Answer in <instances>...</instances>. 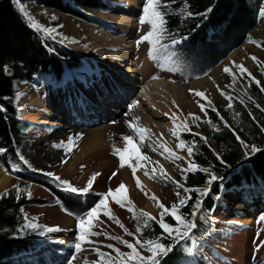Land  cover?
<instances>
[{
  "label": "rangeland",
  "instance_id": "374dc122",
  "mask_svg": "<svg viewBox=\"0 0 264 264\" xmlns=\"http://www.w3.org/2000/svg\"><path fill=\"white\" fill-rule=\"evenodd\" d=\"M107 1L109 7L106 11L92 13L98 18L97 23L74 19L67 14H63L53 9L43 8L33 4L27 5V14L37 23L35 29L39 30L42 34L46 33L41 29V25L54 29V31L46 35L58 36L61 38L63 41V47L83 58L87 64V68L84 71L77 73V78L69 73L65 74L66 76L63 77L64 80L62 79L59 84L50 82L48 78H45L41 82L35 81L34 83L27 82L17 85L19 93H22L18 101L21 118L32 124V127H30L28 131V143L26 144L22 155L35 169L41 172L39 176L42 177L43 175L44 178L48 177L51 181L54 180L59 184H61L62 180H67L76 187H83L92 173H100V175L94 179L91 187V190L97 193L107 191L108 189L106 184H98V179L103 177L104 172L108 174L107 176L109 177V174H112L113 171L123 170L122 168H124V170L126 169V171L131 173L132 176L131 188L133 193H130L128 187L125 186L127 195L133 202L135 208L137 210L143 209L144 211L151 213L152 216L159 218L160 209L152 199L153 194L166 206H171L174 201L179 199V197L175 195L177 192H179L181 196L185 195L183 189L178 188L173 181H179L183 184L182 168L187 167V161L184 159L187 157V153L185 149H176L177 139L172 135L169 128H164L163 131L165 135L162 134L163 136L158 134L155 135L156 137H153L147 132L145 139L142 142L138 141V145L140 151L146 153L147 156L151 158V161L155 162L158 159L161 160V162L168 168L170 174L173 175L174 179H171L167 175L162 176L159 172V166H156L155 178L146 175V170L151 172L153 167L151 163H148L147 169L141 167L136 171V177H138L142 183L141 189L136 185V180L133 177L131 168L127 165L121 167L118 157L113 152V145L121 148L124 146L121 134L132 135L135 138V133L126 123L130 118L129 114L133 117H138L139 119L138 121H135V123L144 127L141 116L137 110L133 109L134 106L129 110V114L127 111V115H125V111L120 114L111 112L108 113V116L101 115L99 119H95L98 112L100 114L103 113L102 110L107 111L111 108H118L115 103H118L119 100L115 99V96L113 95L110 101L104 104V109L99 111L96 110L98 112H95L94 115L93 112L86 116L85 112L75 115L78 114V108L60 110L62 112H68L64 117L66 120H63L64 122H59L61 126L37 124L29 120L33 114L39 113L42 115V112H44L43 115L45 117L52 118V115L47 111V107H42V103L48 97H53L55 99L58 98V94H56V96L48 95L51 92L59 93L57 91L61 90L62 93L60 95L65 103L66 100L78 95L80 86L86 91L92 89L95 77L97 76L96 71L82 53L70 49V46L89 49L94 52L98 60L104 57H109V55L114 53H122V41L118 38L126 36V31L120 25V19L118 16H127L126 13L128 11L130 0ZM142 1L144 3V0ZM250 1L257 6L258 12H260L261 7L259 0ZM261 1L264 2V0ZM117 6L120 7L117 8ZM141 14L142 7L141 11L137 12L134 16L135 21H137V26L136 32L133 34V45L136 61L138 60L137 62H140V64L138 63L139 65H141V62L144 65H142V70L138 74L139 87L133 88V92L126 95L124 99V104L126 106H124L128 107L129 104H132L138 97L141 89L146 87L148 80L155 76L184 87L187 103L176 102V106L174 105L172 107V111L177 112L180 118L186 117L189 112L203 117L204 114L201 112L197 101L204 103L205 106L208 105L204 98L195 96L193 92L189 91V89H196L205 92L207 99L212 102V107H214L220 115L225 118L226 116L223 113V108L228 102L225 96L221 94V90L226 93L228 92L231 75L224 72L223 68L228 66L231 71L235 73L236 77L243 79L242 75L236 68V64H243L253 76H256L260 70V65L252 59V56L257 57L259 61L264 62V50L260 49L256 44L257 40L264 39V23L259 20L250 32L251 39L245 41L241 46L233 50L208 74L197 78L183 79L176 71H169L167 67H158V64L166 62L167 57L164 53V49L157 54L158 59L153 60L147 55V42H141L139 46L136 45L135 41L137 38L149 28V25L146 23L143 25L140 24L139 16ZM167 61L170 64L168 59ZM84 81L86 82V85L84 84ZM138 104L140 107H144L141 102H138ZM90 109L94 110L95 108L88 106L82 110L89 112ZM70 113H74V116H69ZM70 118L73 119L71 120ZM168 120L173 127L170 118L162 120V122ZM70 133L83 134L75 141L76 147L73 148L71 152L65 154L63 148L53 147V142H59L62 139L66 140ZM161 144H166L168 147L175 150L181 159L174 158L169 160L166 158L167 153L160 155V153L163 152V147H160ZM154 148L157 150L153 151ZM103 162H105L106 165H103ZM132 162L134 163L135 161L132 160ZM0 170H3L5 174L10 177L9 184L6 187H0V192L11 187L13 184H18L22 188L24 187L25 183L19 178V176L26 175L25 171L17 170L16 168L13 169L12 167L10 171H8L1 167V165ZM49 172L54 173V175L49 176ZM28 176L31 177L33 175L29 174ZM56 177H59L60 179L58 180ZM146 180L154 187L152 193H150L145 187L144 181ZM28 187L32 195L30 197L26 196V199H46L50 201V203L43 205L28 203L22 206L24 211L29 216H36L40 224L58 225L60 230L56 233H47L44 237L39 236L40 245L29 250L27 253H23V257L29 259V257L33 258L37 254H42V246L48 250H53L62 247L68 242L72 245L75 238L76 219L60 209L59 204L55 201V197L49 193L46 188L37 183H31ZM251 187L245 188L244 193L242 192L243 190L235 189L226 192L222 196V204L217 206L212 213L205 215L207 220L212 222L213 229L210 233L211 237H207L198 248L196 260L210 257L215 264H261V261L264 260V246L257 249L256 245L259 241L264 240V221L258 219L261 213H264V186L259 188ZM62 188L64 187L62 186ZM129 195H131V197ZM109 205L113 213L130 230V232H135L132 221L133 214L128 211L127 207H121L115 204L111 198H109ZM145 205H148V208H146ZM247 213L252 214L249 215ZM101 218L102 224L98 229L99 231L102 233L107 231L111 235H119L124 239L134 241L135 238L125 234L114 221L108 220V218L103 217L102 214ZM91 240L102 241L103 243L98 245H89L85 243L82 246V251L77 253L75 264H84L85 258H87L88 261L97 259L95 252L92 250L95 246L101 247V249L106 252H111L112 250L106 247L107 244L111 243L116 244L121 250L127 251L125 245L104 235H93ZM73 251L74 248H72V252ZM70 256L71 253L69 257Z\"/></svg>",
  "mask_w": 264,
  "mask_h": 264
},
{
  "label": "trees",
  "instance_id": "16d2710c",
  "mask_svg": "<svg viewBox=\"0 0 264 264\" xmlns=\"http://www.w3.org/2000/svg\"><path fill=\"white\" fill-rule=\"evenodd\" d=\"M28 4L53 9L90 23L98 22V18L92 13L106 11L109 4L107 0H19L18 3L15 0H0V105H3V110L0 111V147L5 149L4 152H0V165L10 171L15 164L17 170L26 173L19 176L25 183L24 187L31 183L43 186L55 197L63 211L67 209L66 213L76 217L87 207L94 205L99 198L97 192L91 190L86 195L72 194L65 191L58 182L51 181L48 177L44 178L43 175L39 176L41 172L33 166L29 168L19 160V155H22L28 143V131L32 124L20 117L21 111L18 108L20 96L17 98L14 94L19 92L17 85L21 83L41 82L48 78L50 82L59 84L67 73L77 78V73L84 71L87 64L79 55L66 50L61 38L47 36L30 26L31 23L25 15ZM259 4L261 8L264 7L261 0ZM209 7L211 11L204 15ZM166 11L167 28L172 35L181 39L178 46L169 45L164 49V53L170 63L179 61L180 70L176 72L183 79L208 74L233 50L251 39L250 32L259 20L264 23V16L260 15L257 6L250 0H168ZM188 11L200 15L188 16L186 15ZM185 35L187 38L183 39ZM256 44L264 50V39L257 40ZM255 77L264 85V70L261 67ZM242 78L236 77V83L233 85L231 76L228 86L227 93L232 94L233 106L231 109L226 106L223 108L226 116L223 117V121H227L230 127H225L217 110L213 111L212 106L206 105L204 116L206 113L220 130H214L203 119L197 122L199 126L192 124L189 117L191 131L181 133V139L187 142L193 139L197 141V151L193 153L191 159L201 168L211 166V170H214L217 176L225 179L223 184L217 180L208 185L210 192L202 198L199 215L196 217L189 215V218L197 223V228L193 231L198 241L196 252L182 253V246L177 247L162 260V264H187L189 260L197 259L198 248L207 237H211L213 229L212 222L207 220L205 215L212 213L222 204L221 199L226 192L235 189L243 190L244 193L245 188L251 186L259 188L264 185V150L244 159V150L235 138L238 134L249 144L254 143L258 148L264 149V132L260 131V125L264 124V112L257 109L243 95L247 90V94L257 103L264 105V93L259 91L256 83L251 81L247 74H243ZM237 97H243L245 105H241ZM249 111L253 113L255 119L248 115ZM236 112L241 115L235 117ZM233 129L236 130L235 134ZM195 133H202L207 137V144H204L199 136H195ZM213 150L221 155L224 164L215 158ZM29 174L33 176L30 177ZM185 175L186 180L182 176L184 185L206 186L207 178L203 171H189ZM7 189L10 190L9 194L0 196V264H66L72 253L69 242L58 249L37 254L30 259L20 256L37 247L40 244V237L31 232L24 236H12V231L23 222L19 209L28 203L43 205L50 201L26 199V196L16 199L11 187ZM192 195L193 200L184 205L181 212L191 213L196 194ZM165 220L168 223H175L170 216H165ZM132 221L134 228L138 222L143 223L134 218ZM161 232L159 225L155 221H150L149 225L143 228L141 239L154 238ZM164 242H170L166 234ZM141 250L145 255L148 254L146 249ZM182 257L185 259L182 260Z\"/></svg>",
  "mask_w": 264,
  "mask_h": 264
},
{
  "label": "snow or ice",
  "instance_id": "6c2138e0",
  "mask_svg": "<svg viewBox=\"0 0 264 264\" xmlns=\"http://www.w3.org/2000/svg\"><path fill=\"white\" fill-rule=\"evenodd\" d=\"M15 2L18 3L19 0H15ZM167 7L168 0H144L142 6V14L139 16L140 24L143 25L146 23L149 25V28L146 32H144L137 38L135 43L137 46H139L141 42H147V55L150 59L153 60L158 59L157 54L162 49L168 48L169 45L178 46L180 44L181 38H177L172 35L169 29L167 28ZM21 11H23V9H21ZM208 11H211V7H209L203 14L206 15ZM25 15L26 18L31 21L30 26L37 27L36 21L31 16H27V14ZM186 15L192 16L200 14H195L191 11H188ZM260 15L264 16V7L260 9ZM40 27L46 34L54 31V29L50 27H44L42 25ZM186 38L187 36L185 35L183 39ZM164 41H166V43H162ZM252 59L256 61L258 65H260L262 70H264V62L259 61L258 58L255 56H252ZM158 67H167L168 70L172 72L180 70L179 61H171V63L169 64L167 59L165 63L158 64ZM236 68L241 75L246 73L247 76L251 79V81H254L256 83L257 87L259 88V91L264 93V85H262L261 82L257 80L256 77L253 76L252 73L243 64H236ZM223 71L229 73V75L233 77L232 84L234 85L236 83L235 73H233L228 66H225L223 68ZM153 78L157 77L154 76ZM189 91L193 92L194 95L197 97L204 98L208 106H212V102L207 99L205 92L196 89H189ZM221 94L225 96V98L229 101L226 107L231 109L233 106L232 94L223 92L222 90ZM14 95L18 98L22 95V93L17 92ZM243 95L246 96L247 100L251 101L257 109H260L261 112H264V105L257 103L252 96L247 94V90L244 91ZM237 98L239 99V103L241 105H245V99L243 97ZM136 103H138V101H133L132 104L128 105V109L131 110ZM172 103L173 105H175L174 100ZM197 103L199 104L201 112H205V104L200 101H197ZM2 110L3 105H0V111ZM213 111H216L214 107ZM125 115H127V113H125ZM164 115L170 116V119L172 121L173 127L170 129V131L172 135L177 139L176 149H185L188 154V156L184 158L187 161V167L182 168V176H184L186 180V172H195L197 170L203 171L206 174L207 178L206 186H186L184 184H181L179 181H173L178 188L183 189L185 195L181 196L180 193L177 192L175 195H177L179 199L174 201L171 206H166L159 200V198H157L153 194L152 199L156 202L157 207L160 209L159 219L152 216L151 213H148L143 209L137 210L135 208L133 202L131 201V199H129L127 195L126 186L122 181L115 188L109 187L107 191L96 193L99 198L95 201L94 205L91 207H87L82 214H77L75 217V238L74 242L71 245V247L74 248V251L71 253V256L66 260V264H75L77 253H80L82 251V246L85 243L89 245H98L100 243H103L102 241L91 240V237L93 235H104L112 240L119 241L121 244L126 246L127 251H123L120 247H117L116 244L111 243L106 245L108 249L112 250L111 252H106L102 250L101 247L95 246L92 250L95 252L97 259L93 261H88L87 258H85L84 264H162V260L166 258L167 255H169L177 247L182 246V253L193 254L196 252V246L198 244V241L196 236L193 234V231L197 228V225L194 222V219L189 218V215L191 217H196L199 215V211L201 209L202 204V198L208 195L210 192V188L208 187V185H212L213 182L217 180L221 181V184H223L225 178L217 176L215 171L211 170V166L201 168L200 165H198L194 160L191 159L193 153L197 151V141L193 139L191 142H187L181 139V133L191 131L188 124L189 117L191 118V123L196 124L197 126H199L197 122L203 119L214 130L219 131L220 129L217 124L213 123L210 117H207L206 113L204 117H201L195 113L189 112L184 118H180L177 112H172L171 114L164 113ZM217 115H219L218 112ZM240 115L241 114L239 112L235 113V117H239ZM248 115L252 116L253 119H255L251 111L248 112ZM138 119V117H133L131 120L126 121L128 127L132 129L135 133V138L132 135L121 134L122 139L124 141V146L123 148H121L113 145V152L118 157L119 164L121 167L127 165L129 168H131L133 177L136 180L137 187L142 189V183L139 178L136 177V171L138 168L145 167L147 169V164L151 163L153 165L151 172H148L146 170L145 174L150 175L152 178H155L156 176V166H159V172L162 176L166 175V172L163 166L159 165V161H151V158L148 157L146 153L140 151L138 141L142 142L145 139L146 133L150 130L140 126L138 123H135V121H138ZM220 119L221 121H223V117H220ZM223 123L225 127H230L227 124V121H223ZM260 131L264 132V124L260 125ZM233 132L235 134L236 130L233 129ZM82 135V133H70L66 140L62 139L59 142H53V147L63 148L65 154H67L71 152L73 148L76 147L75 141ZM194 135L199 136L201 141H203L204 144H207V137L203 136L202 133H195ZM235 138L239 142L241 148L244 150V159H248L257 152L264 150L258 148L254 143L249 144L238 134L235 135ZM160 147H163V152H161L160 155H164L165 153H167L166 158L169 160H172L174 158L181 159L177 152L172 148L168 147L166 144H161ZM155 150L157 149L154 148L153 151ZM4 151L5 149L3 147H0V152ZM213 153L215 155V158L219 160L221 164L225 163L219 153H215L214 150ZM19 160L22 161L29 168L32 167V165L23 155H19ZM132 160H134L135 162L133 163ZM12 168L15 169L16 165H12ZM116 174V171H113L109 179H111ZM48 175L52 176L54 175V173L49 172ZM99 175L100 173L97 172L92 173L83 187H76L67 180H62L61 184L64 187L65 191H68L72 194L86 195L90 193L94 179ZM56 178L58 180L60 179L59 177ZM11 190L15 192L16 199H19L21 196L30 197L32 195L28 186L22 188L18 184H13L11 186ZM9 191V189H5L3 193H0V196L8 195ZM193 193H195L196 196L195 201L192 204V211L190 214H185L181 212V208L193 200ZM109 198H111V200L114 201L115 204L121 207H127L128 211L133 214L134 219H137L138 221H143L142 224L139 222L136 224L135 232H130V230L113 213L109 205ZM64 210L67 211V209ZM19 212L22 214L23 222L17 226L16 230L12 231L13 237L24 236L28 232L36 234L40 237H44L47 233H56L60 230L58 225L53 226L40 224L38 222L37 217L29 216L24 211L23 207L19 209ZM101 214L103 215V217H107L108 220L114 221L115 224L118 225L125 234L133 236L135 238L134 241L124 239L122 236L119 235H111L107 231L103 233L99 231L98 229L102 224ZM165 216H170L172 220L175 221V223L166 222ZM258 219L264 221V213H261ZM150 221H155V223L159 225L160 229H162V232L154 238L141 239L143 228L147 227ZM165 234L167 235L170 242H164ZM189 241L191 243H189ZM262 246H264V240L259 241V243L256 245L257 249H260ZM141 249H146L148 254H143ZM183 259L185 258L182 257V260ZM187 264H215V262L212 261L210 257H204L201 260H189ZM261 264H264V260L261 261Z\"/></svg>",
  "mask_w": 264,
  "mask_h": 264
},
{
  "label": "bare ground",
  "instance_id": "6f19581e",
  "mask_svg": "<svg viewBox=\"0 0 264 264\" xmlns=\"http://www.w3.org/2000/svg\"><path fill=\"white\" fill-rule=\"evenodd\" d=\"M142 4V0H130L128 4V11L126 13L127 16H118V18L120 19V25L126 31V36L118 38L120 39V41H122L121 54L114 53L109 55V57H104L98 60L97 56L91 50L79 48L78 46H70V49L82 53L92 64L94 70L96 71L97 76L95 77L92 89L86 91L83 87L80 86L78 95L69 100H66L65 103L63 102V98L60 95L62 93L61 90L57 91L59 93H49L48 95L50 96H56V94H58L57 99L48 97L42 103V107H47V111L52 115V118L45 117L43 115L44 112H42V115L36 113L29 118L31 122L37 124H49L51 126H61L59 122H64L63 120H66L64 119V117L68 114V112H62L60 110L78 108L77 110L85 112L86 116L88 115V113L90 114L94 110L90 109L89 112H86L82 109H85L88 106L99 108V110L104 109V104L110 101L113 95L115 96V99L119 100V104H117L118 108H111L107 111L102 110L103 113L100 114L98 112L95 119H99L101 115L108 116V113L111 112L120 114L123 111H125L126 113L128 111L129 114V109L128 107H125L126 105L124 104V99L126 95L133 92V88L139 87L138 74L142 70V65H144L142 62L141 65H139L140 62H137L138 60L136 61L134 57L135 55L133 45V34L136 32L137 26V21H135L134 16L137 14V12L141 11ZM119 7L120 6H117V8ZM84 84L86 85L85 81ZM184 91L185 90L183 86L181 87L180 85L174 84L158 77L150 78L146 83V87L141 89L138 97L134 101L141 102L144 107L142 108L138 103H136L133 109L137 110L142 118L141 120L143 122L144 128L150 130L148 131V133L153 137L158 134L163 136L162 134H164L163 130L165 127L169 129L172 128L169 120L166 122H162V120L170 118V116H165L164 113L171 114L173 112V100L175 101V104L176 102H181L184 104L187 103ZM69 116L73 117L74 113H70ZM129 117L128 120H131L133 116L129 114ZM70 119L72 120L73 118ZM157 161H159V165L163 166L166 175L171 179H174L173 175L170 174L165 164L162 163L159 159ZM103 165H106V163L103 162ZM122 169L123 170H117V174L111 179H109L111 174H109L110 176L108 177V174L104 172L103 177L98 179V184H106L107 188H115L122 181L128 187V191L130 193H133V190L131 188V173L127 172L126 169L124 170V168ZM9 181L10 177L6 175L3 170H0V187H6L9 184ZM144 183L146 189H148V191L152 193V190L154 191L153 185L150 184L147 180L144 181ZM129 196L131 197V195ZM147 206L148 205H145L146 208H148ZM247 214L250 215L252 213Z\"/></svg>",
  "mask_w": 264,
  "mask_h": 264
}]
</instances>
